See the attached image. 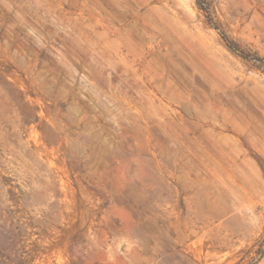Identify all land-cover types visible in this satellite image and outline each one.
Listing matches in <instances>:
<instances>
[{"label": "rangeland", "instance_id": "obj_1", "mask_svg": "<svg viewBox=\"0 0 264 264\" xmlns=\"http://www.w3.org/2000/svg\"><path fill=\"white\" fill-rule=\"evenodd\" d=\"M0 264H264V0H0Z\"/></svg>", "mask_w": 264, "mask_h": 264}]
</instances>
